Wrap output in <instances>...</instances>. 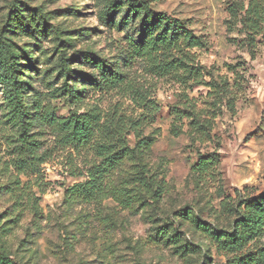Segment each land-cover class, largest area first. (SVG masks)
<instances>
[{"label": "rangeland", "instance_id": "1", "mask_svg": "<svg viewBox=\"0 0 264 264\" xmlns=\"http://www.w3.org/2000/svg\"><path fill=\"white\" fill-rule=\"evenodd\" d=\"M104 1L0 0V27L13 3L28 4L52 17V25L71 31L74 49H92L122 66L119 46L123 34L101 18ZM146 1L157 11L186 20L205 37L207 46L193 52L205 73L234 86L230 100L234 111L228 97L217 101L210 137L203 142L194 140L190 121L180 116L192 110L202 119L208 117L201 111L208 88L158 75L145 62L130 68L132 85L99 98L90 96L79 105L64 98L52 100L59 116L74 109L84 111L96 103L106 114L117 112L129 123L140 122L144 136L153 141L144 160L165 189L158 202L149 201L148 209L128 207L112 194L124 176L122 171L104 178L105 190L96 199L69 197L67 189L89 180V171L99 158L89 148L62 147L51 136H45L53 150L41 171L20 174L13 165L15 130L0 114V184L11 180L12 173L23 188L24 212L7 240L17 264H225L226 255L210 246L178 212L189 207L204 221L217 222L224 196L238 198L264 190V35L249 44L230 14L232 4L240 6L248 0ZM74 9L78 12L71 15ZM51 37L43 40L42 50L35 54L39 71L33 73L34 85L43 93L49 91L46 85L52 81L44 72L49 69ZM205 79L211 76L206 74ZM128 139L131 146L136 144L133 131ZM212 154L220 159L217 181L203 180L193 166L200 155ZM27 195L34 200L29 201ZM13 200L9 194L2 197L0 212L9 211ZM165 223H174L188 242L201 247L188 256L179 254L155 237V228Z\"/></svg>", "mask_w": 264, "mask_h": 264}, {"label": "trees", "instance_id": "2", "mask_svg": "<svg viewBox=\"0 0 264 264\" xmlns=\"http://www.w3.org/2000/svg\"><path fill=\"white\" fill-rule=\"evenodd\" d=\"M77 12L74 9L71 15ZM100 14L106 25L123 34L119 46L122 66L92 49H74L71 31L49 23L52 17L39 8L13 3L0 27V114L15 130L13 165L20 174L41 171L42 164L51 157L53 149L45 138L51 136L62 147L89 148L99 158L89 171V180L67 189L69 197L96 199L105 190L104 178L122 171L124 176L112 188V194L128 207L148 209L149 201L158 202L165 189L144 160L153 141L144 136L140 122L129 123L117 112L106 114L96 103L84 111L74 109L67 116H59L52 100L64 98L79 105L90 96L99 98L132 85L130 68L145 62L158 75H171L182 84L208 88L201 109L208 117L202 119L192 110L180 116L190 121L192 138L203 142L210 137L217 101L228 97L229 108L234 111V102L230 101L234 86L205 73L193 50L205 48L207 40L186 20L157 11L146 0H105ZM230 14L241 26L240 32L247 35L249 44H254L256 36L264 35V0L232 4ZM50 36L53 45L47 51L49 69L44 72L52 81L46 85L49 91L43 93L34 85L33 73L39 71L35 54ZM251 55L254 56L252 51ZM206 74L211 76L210 80L205 79ZM132 131L136 138L134 146L128 139ZM219 166L220 159L215 154L200 155L193 171L203 180L217 181ZM10 179L0 184V202L8 194L14 199L9 211L0 212V264H17L7 240L24 212L21 181L12 173ZM27 196L29 201L35 198ZM217 212L218 221L213 223L204 221L189 207L178 215L187 218L210 246L226 255L225 264H264V190L240 194L238 198L224 196ZM155 235L183 256L201 247L188 242L174 223L158 225Z\"/></svg>", "mask_w": 264, "mask_h": 264}]
</instances>
